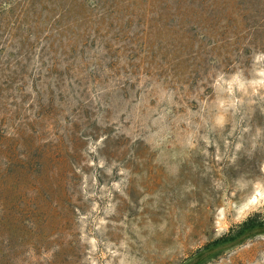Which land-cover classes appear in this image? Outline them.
Returning a JSON list of instances; mask_svg holds the SVG:
<instances>
[{"label":"rangeland","instance_id":"rangeland-1","mask_svg":"<svg viewBox=\"0 0 264 264\" xmlns=\"http://www.w3.org/2000/svg\"><path fill=\"white\" fill-rule=\"evenodd\" d=\"M253 213L264 0H0V264H188Z\"/></svg>","mask_w":264,"mask_h":264},{"label":"trees","instance_id":"trees-1","mask_svg":"<svg viewBox=\"0 0 264 264\" xmlns=\"http://www.w3.org/2000/svg\"><path fill=\"white\" fill-rule=\"evenodd\" d=\"M260 227H264V215H262L260 213H253L252 215H249L246 219H244L241 223L236 225L235 228H233L230 231L231 233L229 232V233L225 234L224 236L220 237V239L216 240L215 243L219 242V241L225 242L228 239H230V241L234 240L237 237L243 235L244 233H246L250 230L256 229V228H260ZM262 233H264V232H262ZM200 255H199V257H200ZM200 259H203V258H200Z\"/></svg>","mask_w":264,"mask_h":264},{"label":"water","instance_id":"water-1","mask_svg":"<svg viewBox=\"0 0 264 264\" xmlns=\"http://www.w3.org/2000/svg\"><path fill=\"white\" fill-rule=\"evenodd\" d=\"M264 232V227H260V228H256V229H253V230H250L246 233H244L243 235L237 237L236 239L234 240H231L229 242H226V243H223V244H220L216 247H213L207 251H204L200 257H197L195 258L194 260H192L191 262H189L188 264H195L200 258H204L212 253H215L219 250H222V249H226V248H229L235 244H237L239 241H241L242 239H244L245 237L249 236V235H252V234H259V233H262Z\"/></svg>","mask_w":264,"mask_h":264}]
</instances>
